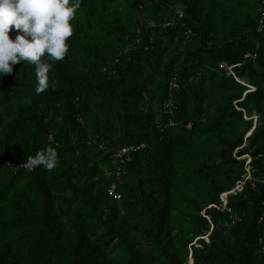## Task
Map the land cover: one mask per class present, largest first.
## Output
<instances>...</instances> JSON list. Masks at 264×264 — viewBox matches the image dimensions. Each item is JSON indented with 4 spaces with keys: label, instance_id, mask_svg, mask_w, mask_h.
Returning <instances> with one entry per match:
<instances>
[{
    "label": "trees",
    "instance_id": "1",
    "mask_svg": "<svg viewBox=\"0 0 264 264\" xmlns=\"http://www.w3.org/2000/svg\"><path fill=\"white\" fill-rule=\"evenodd\" d=\"M171 1L82 0L47 90L37 93L27 61L0 79V264H106L118 250L120 264H149L140 241L151 257L176 264L173 242H192L167 226L177 216L198 238L193 264H264L262 0ZM209 21L236 23L231 38L221 42ZM221 62L238 65L236 77L255 90L245 93ZM218 73L207 87V74ZM147 97L157 108H143ZM254 111L252 128L245 117ZM218 142L220 162L202 161ZM140 145L112 174L115 153ZM47 147L59 154L55 168L22 167ZM243 155L251 157L254 186L228 194L222 209L220 196L244 174ZM192 175L209 178L205 216L174 208ZM112 185L118 201L108 195Z\"/></svg>",
    "mask_w": 264,
    "mask_h": 264
},
{
    "label": "clouds",
    "instance_id": "2",
    "mask_svg": "<svg viewBox=\"0 0 264 264\" xmlns=\"http://www.w3.org/2000/svg\"><path fill=\"white\" fill-rule=\"evenodd\" d=\"M81 4L82 0H0V79L13 73L15 64L27 61L36 69L37 93L47 90L53 64L69 51L71 21ZM10 32L16 33L14 38ZM58 157L55 148L47 147L27 163L30 170L38 166L52 170Z\"/></svg>",
    "mask_w": 264,
    "mask_h": 264
},
{
    "label": "rangeland",
    "instance_id": "3",
    "mask_svg": "<svg viewBox=\"0 0 264 264\" xmlns=\"http://www.w3.org/2000/svg\"><path fill=\"white\" fill-rule=\"evenodd\" d=\"M166 1V0H163ZM257 1V0H256ZM184 3V0H172L171 2H169V5H176V6H180ZM255 6H252V9H256ZM260 8L257 7L256 12L259 13ZM196 16L197 18H204L203 15L206 11H204L202 8H198L196 11ZM207 25L212 26L215 31V35L217 36V38L221 41H228L231 37H230V27L234 28L236 26V23H232L231 21L228 22L226 25H224L222 22L221 23H216L213 21H209L207 23ZM155 71L152 70V68L150 67H146L145 73H147L148 75L150 73H154ZM210 74H212V70L210 69V72H208ZM221 78V74L218 73L215 76L211 77L207 74L206 76V86H210V85H216L219 80ZM244 81H248L247 78L241 79ZM244 86V85H242ZM245 93H248V89L245 88ZM156 97V96H155ZM157 98V97H156ZM236 98V97H235ZM243 98V96H242ZM235 100L233 102V105H235V103L237 101H241L242 100ZM155 98L153 99L152 97H147L146 102L143 104V108L146 109L148 108V106H152V107H156L155 105ZM206 109V108H205ZM260 115L258 113H256L255 111L251 114L250 118L245 117L246 120L248 119H252V128L255 127L257 120L259 119ZM264 118V117H263ZM263 128H264V122L262 123ZM249 133L245 134L243 137V145L246 146L248 143L245 142L246 138L248 136ZM237 134H234V138L236 139ZM238 140V139H237ZM219 142L214 144L213 147L207 151L206 154L203 155V157L201 158V160L203 161L204 159H208V158H212L215 160V162H220V158H218L217 156V152L219 150ZM242 145V146H243ZM242 146L238 147L237 149L242 148ZM236 149V150H237ZM236 150L234 151V154L236 153ZM238 160H243L241 157L238 158ZM245 160H244V166H245ZM243 166V167H244ZM102 168H104V166H102ZM243 176V175H242ZM209 178L206 176L203 179H198L196 178L195 175H192L191 180L189 183L182 185L181 189L174 195L173 197V201H174V208L178 209V211L182 214L183 212H189V213H196L197 211L202 215L205 216V209L208 207H206L205 205L203 206V203L205 201V197L202 195V192L206 186V184L208 183ZM120 207L119 209L121 211H123V206H121L122 204L119 203L118 204ZM174 219H172L167 226H169L170 230L172 232H176L177 230H185L187 232V236L189 238H192V242L191 244L187 245V247L180 245L179 242L174 241L173 242V248L176 250V255H175V262L176 264H193L191 261V252H190V245H193L196 243V240L198 238L194 237L192 235V230L189 227L190 224L188 223V221H186L185 219H183L181 216H177V217H173ZM136 237V236H135ZM203 238H205V240H207V236H203ZM138 239V237H137ZM139 240V239H138ZM141 240V239H140ZM141 247L139 249V247L137 249L141 250L143 253V256H146L150 263L149 264H165L162 261H160L157 258L151 257L149 255V251L146 249V245L140 241ZM120 250L112 252L111 255H109L108 258V262L106 264H120V258L121 257L120 254ZM61 264V263H60ZM122 264V263H121Z\"/></svg>",
    "mask_w": 264,
    "mask_h": 264
},
{
    "label": "built area",
    "instance_id": "4",
    "mask_svg": "<svg viewBox=\"0 0 264 264\" xmlns=\"http://www.w3.org/2000/svg\"><path fill=\"white\" fill-rule=\"evenodd\" d=\"M259 8H260L259 14L261 15V18H260V22H259L258 31L262 32V34L264 35V0H262L260 2ZM180 17H181V15H180ZM246 57H250V54H247ZM219 67L222 70L228 72V74L231 75L237 83L247 87L248 92H252L255 90L254 86L250 85L249 81L240 80L239 78L236 77L233 70L236 67H238V65H227L226 63L221 62V63H219ZM171 89H177V85L175 82L172 83ZM168 105L171 106L172 104L169 103ZM170 125H173V123L170 122ZM103 147H104L103 144L99 145V148H103ZM142 147H143V145H140V147L129 146V147L120 148L115 153V155L113 156V161L111 162L112 164L116 165V170L113 171L112 174L118 175L119 172L121 171L122 164H124L125 162L130 160V154H132V152H134L137 149L142 148ZM234 156H235V154H234ZM241 158L246 161L245 166H244V174L241 177V179L238 182H236V184L234 185L232 190L225 192L220 196L221 202L223 203V205L221 207L222 209H226L225 206H226L228 194L241 193L246 182H249L252 184V186H254V179H253L252 174H251L252 173V171H251V157L249 155H243ZM22 167L30 170V165L28 163H25ZM35 168H37V167H35ZM35 168H32L30 171L34 170ZM108 175H110V174L108 173ZM108 195L113 200L118 201L120 199V196L115 191V185H112L109 188ZM213 206H215V205H213ZM235 220H237V217L234 218V221ZM209 222H210V220H209Z\"/></svg>",
    "mask_w": 264,
    "mask_h": 264
},
{
    "label": "water",
    "instance_id": "5",
    "mask_svg": "<svg viewBox=\"0 0 264 264\" xmlns=\"http://www.w3.org/2000/svg\"><path fill=\"white\" fill-rule=\"evenodd\" d=\"M193 263V261H191Z\"/></svg>",
    "mask_w": 264,
    "mask_h": 264
}]
</instances>
